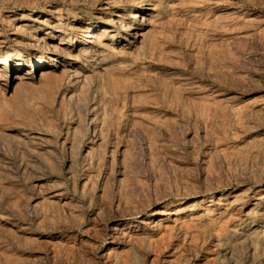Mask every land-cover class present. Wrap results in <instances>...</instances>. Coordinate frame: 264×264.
<instances>
[{"label": "rangeland", "instance_id": "374dc122", "mask_svg": "<svg viewBox=\"0 0 264 264\" xmlns=\"http://www.w3.org/2000/svg\"><path fill=\"white\" fill-rule=\"evenodd\" d=\"M143 4L141 39L102 34ZM86 26L99 46L48 58ZM0 30L26 58L0 75V264H264V0H0Z\"/></svg>", "mask_w": 264, "mask_h": 264}, {"label": "bare ground", "instance_id": "6f19581e", "mask_svg": "<svg viewBox=\"0 0 264 264\" xmlns=\"http://www.w3.org/2000/svg\"><path fill=\"white\" fill-rule=\"evenodd\" d=\"M148 4V3H147ZM147 4L146 5H142L139 7L138 11L136 12H131L128 19L129 22L128 24H118L116 25V23H121V18L119 13H114V12H110V15L113 18V23L111 24V26L114 28L113 30L111 29H103L101 32L102 34H111L113 33V38H112V41L115 43V44H123L125 42H128L131 38H135V39H141L143 37V17L146 13L147 10H150L149 8H147ZM146 6V7H145ZM116 8H119V7H116ZM42 10H44L42 8ZM108 10V9H107ZM137 10V9H136ZM154 10V9H153ZM121 11V10H120ZM108 15V14H107ZM106 15V16H107ZM120 18V20L118 21L116 18ZM72 22H74V24L77 26L78 24L81 23V19L80 17L76 16L72 19ZM126 22V21H125ZM73 24V23H72ZM74 25V26H75ZM125 25H128L127 28H125ZM59 26H61L60 24L57 25H52V26H48V28L52 29L55 32H59ZM56 28V29H55ZM61 28V27H60ZM96 27H81L80 29L78 28H73L72 30L76 33V36L78 37H81L82 35H84L87 39L84 40V43H80L79 40H75L73 42H70V40H64V39H61L60 41H58V45H56L55 47H52V51H49L48 54H51V55H54V59L51 58V57H48L50 60L54 61V62H58L60 56H64L62 54L64 48H66V46H68V48L72 49V50H77V49H85V48H93L94 46H99L97 45L96 41H97V34L94 33L93 34V31L95 30ZM124 31V33H120V31ZM99 33V32H98ZM12 34V33H11ZM8 32L6 30H0V43L3 42V39H5L7 36H8ZM36 35V34H35ZM51 36V35H50ZM53 36H55V34L53 35L52 34V37L51 38H54ZM108 36V35H107ZM30 40H34L35 39V36H32L30 35L28 37ZM34 38V39H33ZM55 40V39H54ZM64 40V41H63ZM100 40H102L100 38ZM143 40V39H142ZM107 43V42H106ZM53 45V44H52ZM88 45V46H87ZM101 46V44H100ZM50 47V46H49ZM85 47V48H84ZM87 48V49H88ZM68 50V49H67ZM92 51V49H91ZM44 52L43 51H38V55H35L32 53V59H36L37 61H41V63H43V60H41L42 58V54ZM16 55H18L19 57H21L22 59H24L23 57H25L23 54H21L18 50H14V51H11L9 54H6V55H0V75L7 69H9L7 66H4L6 65L11 59L15 58ZM65 57V56H64ZM68 58V57H67ZM16 59V58H15ZM23 61H26V58L23 60ZM80 63V61L78 59H74V63L72 62V64H69L68 65V69H70L69 67H72V68H75L78 64ZM44 64V63H43ZM41 66V65H40ZM44 66V65H43ZM67 66V65H66ZM62 67H64L62 65ZM79 67V66H78ZM80 68V67H79ZM76 69V68H75ZM84 71V70H83ZM32 73H26V74H16L14 76V81L16 82H23L27 79H29V77L27 75H31ZM229 196H232V195H229ZM228 196V198H229ZM232 198V197H231ZM225 203V202H224Z\"/></svg>", "mask_w": 264, "mask_h": 264}]
</instances>
